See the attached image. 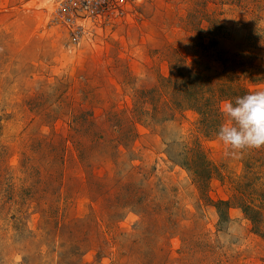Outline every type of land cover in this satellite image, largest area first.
I'll return each instance as SVG.
<instances>
[{
	"label": "rangeland",
	"instance_id": "374dc122",
	"mask_svg": "<svg viewBox=\"0 0 264 264\" xmlns=\"http://www.w3.org/2000/svg\"><path fill=\"white\" fill-rule=\"evenodd\" d=\"M257 89L264 0H0V264H264Z\"/></svg>",
	"mask_w": 264,
	"mask_h": 264
},
{
	"label": "clouds",
	"instance_id": "9594fccd",
	"mask_svg": "<svg viewBox=\"0 0 264 264\" xmlns=\"http://www.w3.org/2000/svg\"><path fill=\"white\" fill-rule=\"evenodd\" d=\"M220 112L224 121L216 133L226 155L239 156L246 150L264 147V89L225 100Z\"/></svg>",
	"mask_w": 264,
	"mask_h": 264
},
{
	"label": "built area",
	"instance_id": "2783aa9c",
	"mask_svg": "<svg viewBox=\"0 0 264 264\" xmlns=\"http://www.w3.org/2000/svg\"><path fill=\"white\" fill-rule=\"evenodd\" d=\"M117 0H56L58 8L69 13H77L82 15H89L93 8L100 7L104 4H112ZM72 21V18H68Z\"/></svg>",
	"mask_w": 264,
	"mask_h": 264
}]
</instances>
